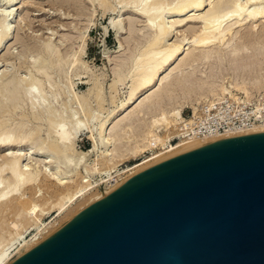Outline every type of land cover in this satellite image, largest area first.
I'll list each match as a JSON object with an SVG mask.
<instances>
[{"label":"bare ground","instance_id":"bare-ground-1","mask_svg":"<svg viewBox=\"0 0 264 264\" xmlns=\"http://www.w3.org/2000/svg\"><path fill=\"white\" fill-rule=\"evenodd\" d=\"M17 1L18 0L15 2L13 0L8 1L7 4L15 9L18 4H21V6L16 9L18 12L19 9L22 11L23 7H25L24 5H31L32 7V4H42L41 2L46 0ZM99 1H101V6L105 10L110 8V2L108 0ZM118 1L123 6L121 13H130L131 15H137L145 19V29L151 32V38L141 56L135 61L136 68L133 73L134 77L132 85H130L129 96L120 104L116 111L110 113L100 124L98 133L106 150L96 158L97 160L94 162V165L89 166L88 163L84 164L86 173L88 174L85 177L82 176L80 178V174L77 172V174H71L73 165L69 160H66L68 157L65 159V162L68 161L66 165H64V162L63 165L58 162V166L53 172L52 170H48L54 160H52L53 158L51 159L50 156L46 157L45 155L47 153L51 154V151L55 152V155L67 154V152L69 155V151H72V144L76 134L83 128V123L76 120L72 127L73 132H70L67 125H65L66 123H64L61 118L57 119L56 117V120L49 119L54 131L52 130L53 134L51 132V134L47 135L48 139L47 137L46 139L48 141L45 139L47 142L40 140L41 142L39 141V144L37 141L39 145L37 150H41V153H39V151V154L36 153L37 150L34 152L33 146V148L30 147L31 149L27 152H9L1 156L0 210L14 201L18 203L23 202V204H25L23 193L27 190H36L38 187L41 188L44 184L47 186V193H50V195L57 199L56 206L59 207V211H62L69 202L78 200L79 198H82L80 201L85 199L87 196L83 193L84 189L87 190V193L91 194L90 196H96L94 197L96 200L93 199L94 201L92 200V203L89 204L90 208L114 194L122 188L128 180L165 161L226 139L264 134V125H261L248 131L237 132L230 135L193 139L191 141L179 140L180 143L177 142L178 145L177 143H170L174 146L177 145L176 147H171L168 146L167 141L165 142L163 140L159 131L164 130L169 132L175 130L178 132L184 106L187 104H194L192 99L194 95H200L199 98H201L202 92L204 93L207 91L218 97H236L238 94L234 95V92H237L246 96V98H251V90L262 87L264 83V29H255L252 26L254 29L244 30V34L241 37L239 36V39H235L234 33L235 30L238 29L233 28L235 26H238V28L243 27L245 25L244 21L259 23L264 20V0H209V4H207V0ZM59 2L63 4L69 1L60 0ZM209 5L210 9L204 12ZM102 7L100 9H102ZM12 11L14 12V10ZM189 14H192L190 18L191 21L202 23L204 27L200 29L199 33L192 30V35L190 37L188 35L186 37L184 36L185 38L180 42L169 43L168 39L172 34L173 26L176 21L168 22L166 18L168 17L170 20L173 18L182 19ZM15 15L17 14H13V16L11 14V16H8L0 22V50L9 44L11 31L13 30L12 20ZM178 21L180 24L185 22V20ZM124 22V20L118 22L112 20L111 26H113L116 31L123 32L125 30L123 27ZM241 31L242 29H240V32ZM134 32H136V30ZM9 45V48H11L14 44L10 43ZM192 49H194L195 52L193 51V53L187 54L185 58H182L186 51L191 52ZM57 50L58 49L55 50V53L51 43L47 44L46 53L50 57H48V60L43 58L44 63L42 61L43 65H41V67L39 66L40 69L37 71V73L43 75L49 83L52 81V76L47 73L48 69L51 68V66L54 67L58 62L61 63L62 60ZM78 54H80V52H78ZM78 54L77 56H79ZM54 57L56 62L54 61ZM38 60L39 62L41 61L40 59ZM121 66H123V64ZM225 73L231 78L230 85L225 86L223 85L224 82L222 85H218L219 82H217L216 77L219 76V74ZM11 79L12 78H8L4 83H0V94L4 90L3 96L5 99L3 105L8 104V106H13L15 103H20L22 105L28 104L29 106L30 104L32 110L35 112L38 108L44 107L46 103H48L44 95V81L36 83L37 80L34 78L30 80V77H28V80H30L28 84V80ZM122 79L124 80L125 78L119 77V80L117 79L110 88L113 90L117 88L118 84L124 82ZM216 92H219L220 95H215ZM164 104H166V106H164ZM194 109L196 110V108ZM197 114L198 113H196V116ZM134 118L144 123L147 130L138 132L140 134L137 133L138 135H135L136 133H134V127L132 126ZM3 123L5 122L3 121ZM3 126L0 127V149L5 147L13 149L14 146H20L19 144L21 143L25 145V143H29L33 140L35 135H37L35 133L39 130L36 131L37 128H35V130L25 134V130H23L25 125L18 128L19 130L17 129V131L8 129L7 125ZM37 133L39 134V132ZM125 141L126 144H128L127 146L122 145ZM130 143H132L133 146ZM154 147L160 148L162 151L152 157H146L144 161L137 163L127 176L123 177L120 172L116 170V165L120 159H137ZM94 149H96V147ZM93 152L94 151H92V153ZM72 155H75V152ZM44 156L46 157L45 159H43ZM82 156L85 157V155ZM84 157H81V159L83 160ZM25 160H29L31 164L23 165ZM34 162H36L35 165H32ZM82 163H84V161ZM37 164H39L40 167L33 168ZM111 165L112 168L109 167ZM103 166H108L109 168L106 173L104 171L102 172L105 173V177L101 175L104 183L100 186L98 192L95 193L93 191L94 187L92 188L93 184H91L87 178H89V175L98 173ZM75 167L79 168L77 166ZM60 168L64 169L61 171L64 175L60 174ZM99 173H101V171ZM105 178H107V180H105ZM54 227L55 224H52L48 228H43L39 232V237L41 238L23 243V241H21L23 235H21L16 240L0 248V264L15 263L17 259H21L27 253L54 237L64 228L62 227L51 237L41 242L42 238L50 233V229ZM17 250L18 252L15 253Z\"/></svg>","mask_w":264,"mask_h":264},{"label":"rangeland","instance_id":"rangeland-1","mask_svg":"<svg viewBox=\"0 0 264 264\" xmlns=\"http://www.w3.org/2000/svg\"><path fill=\"white\" fill-rule=\"evenodd\" d=\"M8 1L12 0H0V22L8 16H11V14L12 16L13 14L17 15H15L12 20L13 30L11 31L9 39V44L12 43L14 45L9 48L10 45L8 44L0 50V83H4L8 78H12L13 80L24 79L26 81L28 80V77H30V80H33V78L37 80L36 83L44 81V95L46 96L48 103H46L44 107L38 108L35 112L32 110L30 104L29 106L28 104L22 105L20 103H15L16 105L13 104V106H8V104L3 105L5 99L3 96L4 90L1 92L0 120L2 122L0 121V127L7 125L8 129L17 131L18 128L25 125L23 127L25 134L35 130V128H37L36 131L39 129L37 131L39 134L35 131V134L37 135H35L32 141L25 143V145L21 143L19 144L20 146H14L13 149H9L8 147L1 148L0 160L1 156H4L9 152H27L29 149L33 148V146V151L35 152L39 146L38 142L40 140L47 142V135L51 134L54 129L50 124L51 119L56 120V117L57 119L61 118L64 123H66L65 125H67L70 132H73L72 127L74 121L76 122V120H78L83 123V128L78 131V135L76 134L77 137L75 136L73 140V148L72 151H69V155L68 152L67 154L55 155V152L51 151V154L47 153L45 156H50V158H53L52 160H54L48 170H52L53 172L57 168L58 162H60V164L62 163L61 165H63L64 162V165H66L68 161L65 162V159L68 157L66 160H69L73 165L71 168V174L77 172L80 174V178L82 176L85 177L88 174L86 173V167L84 164L88 163L89 166L94 165V162L97 160L96 158L106 150L98 133L100 124L110 113L116 111L120 104L129 96L130 85H132L134 77L133 73L136 68L135 61L141 56L143 50H145L148 41L151 38V32L145 29V19L137 15H131L130 13H121L123 6L118 0H108L110 2L109 11L101 6V1L99 0H95L96 2L94 0H68V3L63 4L59 2L60 0H46L41 2L42 4H32V7L31 5H24L25 7H23L22 11L19 9L18 12L16 9L19 8L21 4H18L15 9L7 4ZM13 1L15 2L16 0ZM207 1V4H209V0ZM101 7L102 9H100ZM209 9L210 5L204 12H207ZM12 10H14V12ZM191 16L192 14H189L182 19L173 18L172 20L168 17L166 18L168 22L176 21L173 26L172 36L170 35L168 39L169 43L180 42L187 35L190 37L192 35V30L199 33L200 29L204 27L202 26V23L191 21ZM112 20H115L116 22L124 20L123 27L125 30L123 32L116 31L115 28L111 26ZM178 20H185V22L180 24ZM244 22L246 26L244 25ZM244 22L243 27L238 28V26H235L236 28H233L238 29L235 30L234 33L235 39H239V36L241 37L247 29H264V20L260 21L261 23ZM130 26L133 29H131ZM240 29H242V33L240 32ZM135 30L136 32H134ZM50 43L54 52L58 49V54L60 55V59H62L61 63L58 62L54 67L51 66L47 71V73L52 76L51 83L47 82V79L43 75L37 73L40 69L39 66L41 67L44 63L43 58L48 60V57H50L46 53V46ZM193 51L194 49H192L191 52L186 51L182 58H185L187 54L193 53ZM78 52L82 55L78 54ZM77 54L80 57L77 56ZM38 59L41 61L39 62ZM54 61L56 62L55 57ZM120 64H123V66ZM4 75L7 76L5 77ZM119 77H124L125 79H122L124 82L118 84L117 88L114 90L111 89L110 86H112L117 79L119 80ZM216 78L217 82H219L218 85H222L224 82L223 85L228 86L231 83V78L226 73L219 74ZM30 80H28V84L30 83ZM251 93V98H246V96L237 92H234V95L238 94V96H243L248 100L262 96L264 97V83L261 88L252 89ZM216 94L220 95L219 92H216L215 95ZM199 96L194 95L192 97L194 104H187L184 106L183 112L186 109L185 112L188 113L190 109H192L193 114L196 115V113H198L197 109L203 102H214L216 99L222 97L214 96V94H210V92L207 91L204 93L202 92L201 98H199ZM18 105L22 106L20 107ZM164 106H166V104H164ZM194 108H196V110ZM87 110H91L93 113ZM91 113L92 115L90 116ZM134 119L132 121V126L134 127L135 135L140 134L138 132L147 130L144 123L138 119ZM3 121L5 123H3ZM159 131L160 136L165 142L167 141L168 146L176 147L178 143H180L179 141L178 143L176 142L177 145L175 146L170 144L173 139L179 138L177 131L171 130L166 132L163 130L165 133L162 130ZM130 144L133 146L132 143ZM122 145L127 146L128 144H126L125 141ZM95 147L96 149H94ZM38 151L41 153V150H37L36 153H38ZM92 151L94 152L92 153ZM161 151L162 149L154 147L137 159H120L116 165V170L125 177L137 163L142 162L146 157H152ZM74 152L75 155H72ZM81 154L85 155V157ZM80 155L86 160H82ZM45 156L43 159L46 158ZM83 161L84 163H82ZM35 163L36 162L32 165H35ZM28 164H31L29 160L23 162V165ZM75 166L79 168H76ZM35 167L39 168L40 166L37 164L33 168ZM109 167L112 168V165ZM109 167L103 166L100 170L101 173H99V171L98 173H95V175H89V178H87V180L93 184L92 188L94 187L93 191L95 193L98 192V189H100V186L104 183L102 178L105 177L104 174L108 171ZM60 169V174L64 175V173L61 172L64 169ZM103 171L105 173H102ZM101 175H103V177ZM105 180H107V178H105ZM44 185H42L41 188L38 187L36 190L25 191L23 193L25 204H23V202L18 203L17 201H14L0 210V248H3V246L7 245L9 242L16 240L21 235H23L21 240L23 243L41 238L39 237V232L43 228H48L50 225L55 224V227L50 229V233L42 238V242L87 210L93 199L96 200L94 198L96 196H90L91 194L87 193V190L84 189L83 193L87 196L85 199L80 201L82 198H79L78 200L69 202L62 211H59V207L56 206L57 199L50 195V193H47V186ZM17 252L18 250L15 253Z\"/></svg>","mask_w":264,"mask_h":264},{"label":"water","instance_id":"water-1","mask_svg":"<svg viewBox=\"0 0 264 264\" xmlns=\"http://www.w3.org/2000/svg\"><path fill=\"white\" fill-rule=\"evenodd\" d=\"M13 264H264V134L148 169Z\"/></svg>","mask_w":264,"mask_h":264},{"label":"built area","instance_id":"built-area-1","mask_svg":"<svg viewBox=\"0 0 264 264\" xmlns=\"http://www.w3.org/2000/svg\"><path fill=\"white\" fill-rule=\"evenodd\" d=\"M186 110V109H185ZM182 113L179 140L191 141L248 131L264 125V97L248 100L243 96H225L214 102H203L197 116L192 109Z\"/></svg>","mask_w":264,"mask_h":264}]
</instances>
